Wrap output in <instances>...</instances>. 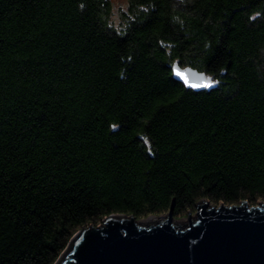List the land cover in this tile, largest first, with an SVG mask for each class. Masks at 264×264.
I'll return each instance as SVG.
<instances>
[{"label": "trees", "instance_id": "16d2710c", "mask_svg": "<svg viewBox=\"0 0 264 264\" xmlns=\"http://www.w3.org/2000/svg\"><path fill=\"white\" fill-rule=\"evenodd\" d=\"M199 200L264 202V0H0V264Z\"/></svg>", "mask_w": 264, "mask_h": 264}, {"label": "water", "instance_id": "95a60500", "mask_svg": "<svg viewBox=\"0 0 264 264\" xmlns=\"http://www.w3.org/2000/svg\"><path fill=\"white\" fill-rule=\"evenodd\" d=\"M172 77L192 90L214 83L191 67L171 65ZM163 220L142 225L111 214L78 231L54 264H264V202L212 205L199 200L185 226Z\"/></svg>", "mask_w": 264, "mask_h": 264}, {"label": "rangeland", "instance_id": "374dc122", "mask_svg": "<svg viewBox=\"0 0 264 264\" xmlns=\"http://www.w3.org/2000/svg\"><path fill=\"white\" fill-rule=\"evenodd\" d=\"M110 2L112 3V6H113V10L115 12V14H117L118 10L119 9H123L126 5V0H110ZM116 18V17H115ZM151 217V216H148L144 219H141V220H138L142 225H147V224H153L151 222H146V220ZM155 217V216H154ZM165 217V215H161V216H157V221H160V220H163V218ZM191 217L193 219L194 217V210L192 211L191 210ZM188 221V213L186 212L184 215H181V216H176V217H173V224L175 226H185V224L187 223Z\"/></svg>", "mask_w": 264, "mask_h": 264}, {"label": "bare ground", "instance_id": "6f19581e", "mask_svg": "<svg viewBox=\"0 0 264 264\" xmlns=\"http://www.w3.org/2000/svg\"><path fill=\"white\" fill-rule=\"evenodd\" d=\"M156 220H157L156 217L151 216V217H149V218L146 220V222H151V223H153V222H155Z\"/></svg>", "mask_w": 264, "mask_h": 264}]
</instances>
